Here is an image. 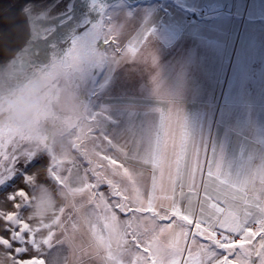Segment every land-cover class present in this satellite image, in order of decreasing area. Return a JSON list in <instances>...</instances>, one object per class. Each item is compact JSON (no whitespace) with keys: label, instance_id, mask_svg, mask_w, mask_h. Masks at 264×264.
<instances>
[{"label":"rangeland","instance_id":"rangeland-1","mask_svg":"<svg viewBox=\"0 0 264 264\" xmlns=\"http://www.w3.org/2000/svg\"><path fill=\"white\" fill-rule=\"evenodd\" d=\"M84 1L68 0L63 12L54 18L63 17L59 24L73 20V12L81 11ZM97 2V22L72 40L66 53L49 70L41 71L0 99L4 107H0V174H8L12 162H23V166L17 165L0 184V209L12 211L7 198L23 188L26 196L21 203L26 207L22 214L32 228L34 240L23 251L18 244L0 245L1 254L9 256L12 264L18 259L32 258H36V264H117L120 260L122 264H171L174 250L165 249L157 241L147 242L149 250L146 253L129 246L117 256L120 260L112 259L115 252L110 250L116 240L112 239V228L117 231L120 224L125 230L123 235L131 230L133 236L141 237L137 227L134 228L140 216L148 217L147 226L155 219L147 210H141L144 213L141 215L130 207L129 213L119 216V223H110L111 212L108 211L103 213L104 220H98L97 224L95 216L98 218L99 214L90 207L89 195L78 193L81 187L95 191L96 184L113 187V177L119 178L123 185L126 180V186L130 187L135 178L122 170L128 168L132 172L128 162L135 167L151 169L149 162L130 160L129 157L137 152L134 147L130 151L124 150L125 143L112 151L107 147L108 141L113 140L112 134L123 130L122 124L112 120L114 113L106 111L108 101L131 97L123 101L153 103L137 99L144 93L162 99L156 102L162 105L160 117L155 113L137 115L144 123L142 132L146 138L138 151L142 161H150L153 146L154 149L161 146V140L154 141L155 126L162 130L166 101L171 98L184 102L189 112H193L187 119L184 162L192 157L197 109L206 104L215 105L208 147L211 168L226 128L236 140L232 148L231 143L228 145L226 155L232 157L241 153L238 143L242 141L244 173L264 170V0ZM56 3L50 0L47 5L53 8ZM82 42L87 43L90 50L77 49L67 54ZM153 48L161 53L160 59L154 60ZM63 97L67 107L62 104ZM133 115L129 114L130 125ZM158 117H162L159 127ZM242 135H247L249 140L245 141ZM125 140L127 142L129 136ZM156 152L154 157L158 156V150ZM33 157H40L47 163L25 172ZM111 158L120 161L121 166L116 165L118 162L111 165ZM203 179L210 185V191L219 190L221 199L244 197L243 178L240 183L233 184L222 174L217 178L208 177L206 173ZM134 185L147 186L136 181ZM126 186H122L121 191H127ZM182 187L184 196L179 195ZM256 187L257 193L250 191V198L258 195L259 184ZM176 190L173 209L182 214L196 209L197 200L206 204L212 202L203 200L202 191L189 196L184 185H178ZM109 195V191H103L106 209H113ZM153 198L154 193L150 196L151 203ZM87 210L88 219L95 218L93 226L87 224ZM170 215L168 212L163 217ZM2 229L0 223V235H7ZM157 232L156 224L147 234L149 239ZM172 241L173 247L183 245V241ZM77 242H85V249L78 248ZM88 251L93 252L87 254ZM136 258L139 263L134 261ZM239 258L240 253L230 257ZM248 264H260V260L253 255Z\"/></svg>","mask_w":264,"mask_h":264},{"label":"crops","instance_id":"crops-1","mask_svg":"<svg viewBox=\"0 0 264 264\" xmlns=\"http://www.w3.org/2000/svg\"><path fill=\"white\" fill-rule=\"evenodd\" d=\"M214 2L215 0H210ZM154 55V60H158L162 57L161 53H157L156 50L153 48L151 49ZM175 52V51H174ZM172 57V56H171ZM124 98H131V97H121L117 102H107L106 103V111L108 113H114L112 120L116 121L119 124H122L123 130L120 131L118 134H111L113 135V140L110 142L108 141L107 147L112 151L115 146L118 148L121 146V143L126 144V148L124 150L130 151L132 147H134L135 156H130L132 158L130 160H135L139 163H150L151 169H146L142 167H135L134 165L128 162V166L130 167L132 172H136L137 174L134 175L132 172L129 171L128 168H122L124 173L127 174L130 178H135L132 182L135 184V181L141 185L146 187H138L137 185L132 184L130 187L132 192L130 193V187H127L126 180L125 185L120 184V179L113 177L114 186H118L120 188L114 189L110 184L106 187H102L97 185L95 191L93 189H86V187H81L78 191L79 194L82 195H89L90 200L92 201V205L90 207L93 208V211L96 214H99V217L95 216L98 220H104V214L108 211L111 212L110 216V223H119V216H124L130 212L131 208L133 207L136 211H139L141 215L144 213L141 210H147L155 220L150 222L151 224L147 226L148 217L140 218L136 222L137 232L140 234L141 237L133 236V231H128V233L124 234L122 227L120 224L117 227V231L113 229L112 232V239H116L111 246V253L112 259L116 258V260H120L119 254L121 252H126L129 246H136L138 250H142L141 253H146L145 248L147 242H160L165 249H173L174 251L177 247H173V239L175 241L182 242V235H181V228L178 222L167 223L164 221L165 213L170 212L173 210V203L175 198V192L178 185H184L186 191L188 192V185L191 183V176L190 172L192 169V162L195 160V156L193 154V149H196L200 153V164L204 168V175L207 173L208 164L205 163L207 160L210 162L208 151H209V141L211 136V119L215 114V105H206L204 104L200 109H197L195 123H194V136L192 142V157L189 158L188 161L182 160L183 154V146L185 144V131L189 124L187 123L188 116L191 115L193 112H189V106H187L184 102H178V100H172L171 98L167 99L165 105V121L162 127L156 128L154 131V141L161 143L159 148H155L153 146L152 150V157L151 160L148 161L138 157L139 147H142L143 141L146 139L144 133L142 132L144 129V123L140 122L139 118L137 117L138 113H150V114H158L159 117L163 113L162 105L157 104L156 102L162 99H159L158 96L155 94L148 95L144 93L143 95H139L137 99L142 100H152L153 103H129L124 102ZM150 112H145V111ZM134 114V121L133 124L130 125L128 119L129 114ZM157 119L158 127L161 124L162 117ZM160 119V120H159ZM139 120V122H138ZM113 127V126H112ZM231 130L224 129L221 135L220 146H219V153L215 157V160L212 164V176L219 177L221 174L226 176L227 179L233 180L235 176H245L249 175V173H244V168L242 169V164H246L243 162L242 159V151L245 148L240 149L243 145L242 141L238 143V152L241 150V153L235 156H227L226 150L228 149V145L231 143V148L236 143L234 136L230 134ZM153 135V134H152ZM126 136H129V140L125 142ZM245 141L249 140L247 135L241 136ZM241 140V139H239ZM120 149V148H119ZM158 150V156L154 157V152ZM115 152V150L113 151ZM89 155L95 157L94 154L91 152H87ZM249 156V154L247 155ZM126 159V158H125ZM91 160V159H90ZM113 162H118L116 165L121 166V162L117 159L111 158ZM92 161V160H91ZM107 162V161H106ZM108 167V162L106 163ZM140 165V164H139ZM243 178V177H242ZM86 179L88 176L86 175ZM118 180V181H116ZM88 182L89 180H85ZM200 181V175L197 174V182ZM224 184H227L225 181ZM122 186L127 187V191H121ZM104 188V189H101ZM103 191H109V198H112L113 209H106V204L104 203L103 198ZM154 193V198L152 203L150 202V196ZM196 193V192H193ZM109 201V200H108ZM117 205V207H115ZM135 205V207H134ZM86 209L89 206L85 205ZM132 208V209H133ZM91 211V213L93 212ZM87 215V224L93 226V221H90L88 217L90 216L88 210L85 213ZM92 222V223H91ZM157 224V235L153 237V239H149L150 237L147 235L149 232L153 231L155 225ZM124 227V226H123ZM121 228V229H120ZM179 232V234H174ZM88 241V240H87ZM86 242V241H85ZM83 242V243H85ZM83 243L77 242L78 248L85 249V245ZM183 245L178 246V248H182ZM75 251L76 248L74 247ZM93 251H88V253H92ZM130 253V252H127ZM115 254V255H114ZM126 254V253H125ZM132 258H135L131 255ZM137 263H139L138 258H136ZM123 260L120 262L117 261V264H122ZM140 264H143L140 262Z\"/></svg>","mask_w":264,"mask_h":264},{"label":"snow or ice","instance_id":"snow-or-ice-1","mask_svg":"<svg viewBox=\"0 0 264 264\" xmlns=\"http://www.w3.org/2000/svg\"><path fill=\"white\" fill-rule=\"evenodd\" d=\"M77 49L90 50L87 43H78L67 54L71 55ZM47 49L39 55L46 56ZM195 156L190 172L191 183L188 185L187 194L203 192L205 203L197 200V208L191 213H181L173 209L170 216L164 217L167 223L178 222L181 228L183 239L182 248H177L170 257L171 264H248L253 255L264 264V170L245 176H235L234 180L227 181L233 184L242 182L244 197L238 199L233 196L231 199H221L219 190H211L210 185L204 181V168L200 164V153L193 149ZM40 157H33L28 161L25 172H31L33 168L46 164ZM208 164L207 175L212 176L211 163ZM17 165L23 166V162L14 161L7 170L8 174H0V184L5 182ZM200 181L197 182V174ZM259 184V191L256 198H250L249 192L257 193L256 185ZM213 192L215 194L213 195ZM186 193L183 187L179 195ZM26 196L23 188L18 189L7 199L11 201L12 211L0 209V223L2 231L7 235H0V245H20V250H26L32 240V228L28 220L23 216L22 200ZM145 248V251H148ZM240 253L239 259H230ZM16 264H36V258L30 260L18 259Z\"/></svg>","mask_w":264,"mask_h":264},{"label":"water","instance_id":"water-1","mask_svg":"<svg viewBox=\"0 0 264 264\" xmlns=\"http://www.w3.org/2000/svg\"><path fill=\"white\" fill-rule=\"evenodd\" d=\"M37 1L11 0L0 10V95L49 70L71 41L99 18L96 0H85L81 11L73 12L74 19L62 24L58 23L61 15L44 18L43 10L34 7ZM44 49L46 56H40Z\"/></svg>","mask_w":264,"mask_h":264},{"label":"bare ground","instance_id":"bare-ground-1","mask_svg":"<svg viewBox=\"0 0 264 264\" xmlns=\"http://www.w3.org/2000/svg\"><path fill=\"white\" fill-rule=\"evenodd\" d=\"M9 1H11V0H0V10L3 9L4 6L8 4ZM67 1L68 0H57V3L54 5L53 8L44 10L46 8V6L45 7L43 6L42 9H39V8L38 9L44 10V12H46V13L47 12H53L54 14H61L60 12H62L64 10V8L66 7ZM62 100H63L62 104L66 105V107H67V104H66L64 97L62 98ZM0 264H12V259L9 256L2 255L1 251H0Z\"/></svg>","mask_w":264,"mask_h":264},{"label":"flooded vegetation","instance_id":"flooded-vegetation-1","mask_svg":"<svg viewBox=\"0 0 264 264\" xmlns=\"http://www.w3.org/2000/svg\"><path fill=\"white\" fill-rule=\"evenodd\" d=\"M49 1L50 0H39V1H37L35 4H34V7H36V9H38V8H40V7H42L43 8V6L45 7V5H46V8L44 9V10H47V9H50V7H49V5H47L48 3H49ZM57 1V0H56ZM98 1V0H97ZM95 2V4H94V6L98 3V2ZM96 9V8H95ZM44 10H43V12L41 13V15L44 17V18H46V16L48 17V19H53L54 18V16L56 15V14H54L53 12H44ZM47 19V18H46ZM11 93V92H10ZM7 94H9V93H7ZM7 94H4V95H0V99L2 98V97H4L5 95H7ZM0 107L1 108H4L3 106H1L0 105ZM0 123H1V121H0Z\"/></svg>","mask_w":264,"mask_h":264}]
</instances>
